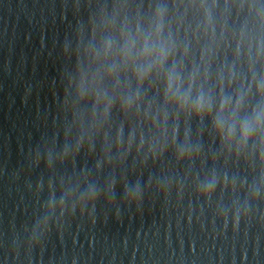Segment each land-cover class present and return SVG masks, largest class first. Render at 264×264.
Here are the masks:
<instances>
[{
  "label": "water",
  "instance_id": "water-1",
  "mask_svg": "<svg viewBox=\"0 0 264 264\" xmlns=\"http://www.w3.org/2000/svg\"><path fill=\"white\" fill-rule=\"evenodd\" d=\"M181 2L0 0V264H264V125L241 143L213 119L221 94L246 95L244 118L264 103V0H216L208 34ZM180 61L212 113L166 96ZM96 73L112 108L93 125L77 86Z\"/></svg>",
  "mask_w": 264,
  "mask_h": 264
},
{
  "label": "clouds",
  "instance_id": "clouds-1",
  "mask_svg": "<svg viewBox=\"0 0 264 264\" xmlns=\"http://www.w3.org/2000/svg\"><path fill=\"white\" fill-rule=\"evenodd\" d=\"M180 7H184L188 10H195L201 12L202 27L205 34L214 32L215 24L213 19V9L217 7L216 0H212L209 4L207 0H188L187 4L181 2ZM164 24V12L158 10L152 21V27L154 28V34L159 37L163 29ZM223 31V26L221 25ZM153 36V32H149L144 39V52L149 51V40ZM243 32H241L240 39L243 40ZM135 46V38L126 37L125 48L122 49L123 54L127 57ZM110 47V45H109ZM155 47V45L153 46ZM107 48L105 51L107 52ZM172 48L160 43L159 50L155 55V60L150 67L162 68L165 61L168 59L169 54L172 52ZM259 51V50H258ZM187 54V48H185V55ZM203 60V56L201 57ZM184 63L180 61L178 64L174 63L171 68L165 73V93L166 96L175 101L178 107L187 112L195 113L197 116H202L206 113H212L214 108V100L210 93H206L200 82V68L193 65L190 70L185 74ZM112 71H115L113 69ZM149 75V69L145 68L137 71V78L141 81ZM101 77L99 73L88 77L87 74H81L77 91L81 99L87 95H91L94 99L93 104V125L96 123L97 112L99 111L98 119L101 122L107 120L108 115L112 108V101L107 98L99 88V81ZM258 91L261 95H264V79L258 85ZM246 101V95H238L235 100L232 96L220 95L218 103H215V115L214 126L216 130L224 136L226 139L231 140L239 131V139L241 143L246 142L254 133L258 132L262 125H264V103H261L256 109L253 110L252 117L244 118L241 116V108ZM133 99L129 98L122 105L123 110L127 111L131 108ZM123 129L122 127L117 129L116 142L119 145L121 142ZM134 133L129 134L128 143L131 145ZM89 196H94V193H89Z\"/></svg>",
  "mask_w": 264,
  "mask_h": 264
}]
</instances>
